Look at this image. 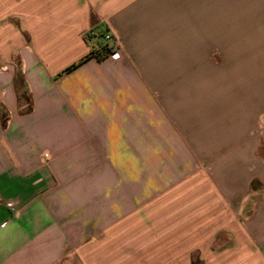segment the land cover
Returning a JSON list of instances; mask_svg holds the SVG:
<instances>
[{
  "label": "crops",
  "instance_id": "obj_1",
  "mask_svg": "<svg viewBox=\"0 0 264 264\" xmlns=\"http://www.w3.org/2000/svg\"><path fill=\"white\" fill-rule=\"evenodd\" d=\"M0 264H264V0H0Z\"/></svg>",
  "mask_w": 264,
  "mask_h": 264
},
{
  "label": "trees",
  "instance_id": "obj_2",
  "mask_svg": "<svg viewBox=\"0 0 264 264\" xmlns=\"http://www.w3.org/2000/svg\"><path fill=\"white\" fill-rule=\"evenodd\" d=\"M109 53H111L109 49L102 50V54L107 55ZM99 55H100V53H99ZM99 55H97V56L99 57ZM21 82L24 83V80H23V77L21 75V67H19L18 71H17V84L20 85ZM30 109H31V105L29 104L27 107V112L30 111Z\"/></svg>",
  "mask_w": 264,
  "mask_h": 264
},
{
  "label": "built area",
  "instance_id": "obj_3",
  "mask_svg": "<svg viewBox=\"0 0 264 264\" xmlns=\"http://www.w3.org/2000/svg\"><path fill=\"white\" fill-rule=\"evenodd\" d=\"M104 39H105V41H112V40H114L113 39V36L111 34H109V33L104 36ZM10 207H12V205H10Z\"/></svg>",
  "mask_w": 264,
  "mask_h": 264
},
{
  "label": "rangeland",
  "instance_id": "obj_4",
  "mask_svg": "<svg viewBox=\"0 0 264 264\" xmlns=\"http://www.w3.org/2000/svg\"><path fill=\"white\" fill-rule=\"evenodd\" d=\"M104 37V36H103Z\"/></svg>",
  "mask_w": 264,
  "mask_h": 264
}]
</instances>
